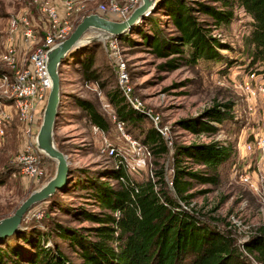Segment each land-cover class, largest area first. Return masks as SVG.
<instances>
[{"label": "rangeland", "instance_id": "obj_1", "mask_svg": "<svg viewBox=\"0 0 264 264\" xmlns=\"http://www.w3.org/2000/svg\"><path fill=\"white\" fill-rule=\"evenodd\" d=\"M29 1L0 0L1 70H5L2 66V56L7 48L10 19L18 14H27L39 19L38 11L29 4ZM185 1L193 7L200 2L219 9L223 8L221 3L215 0ZM98 3L100 0H95L89 5V9L95 10ZM155 12H157L156 8L137 25L139 27L136 31L141 30V34L134 29L126 34L128 41L122 39V54L133 96L143 104L144 108L140 111H145L144 114L150 118L143 122L142 129L145 131L157 129L165 137L169 152L155 156L150 147L139 140L140 138L133 137L139 135L142 138V133L134 130V134L131 135L128 127L125 126L126 136L148 147L151 153L150 156L141 155L135 151L136 149L118 127L120 134L117 132L115 124L118 122L114 120L115 117L117 119V108L111 101V96L119 90L121 91L119 96L125 97V95L117 76L115 63L101 42L85 44L75 50L76 56L77 53L85 52L94 54L95 69L101 76L98 82L84 79L78 57L73 55L75 51L69 54L64 65L60 67L62 89L59 117L55 128L56 146L58 149L62 148L63 153L69 157L73 174L77 170L99 173L113 170L112 161L101 154L102 146L107 140L120 143L128 151L132 149L135 151L129 152L131 156L129 165L133 168L130 175L132 178L138 183L148 180L157 182L159 179L156 177V172L163 170L170 190L172 188L170 181L175 174L173 158L175 147L213 141H221L225 145L233 146L232 159L221 166L216 174L206 171L205 167L187 158L180 162L179 165L188 171L210 173L216 175L218 179L216 185L194 183L188 194L195 196L188 205L183 203V207L198 212L223 231H233L251 264H256L259 261L255 256L245 252L244 248L250 238L264 228V154H261L258 146L260 138H264V73H261L264 67L252 65V49L247 45L253 29V21L240 8L234 9L231 23L222 26H216L213 19L196 13L199 21L207 24L206 27L212 31L213 37L226 44L228 49L222 50V54L232 63L200 61L193 64L188 61L190 55L188 47H185V54L181 59L179 55L161 58L145 43L144 35L151 36V32L156 31V26H151L149 19L157 23L159 29L168 36L176 35V29L166 13ZM171 59H175V63L179 65L176 69L165 68L166 63ZM253 73L256 74L254 78L251 77ZM93 83L98 85L95 87ZM78 100L92 103L109 121L110 130L104 131L94 125L87 112L78 105ZM124 103L127 104L128 101ZM216 105H228L234 117L233 120H227L220 125L217 134L196 135L184 129L181 124L183 120L200 118ZM149 114L159 117L158 127ZM15 128L13 127L14 131L18 133ZM19 143L21 145L23 143L21 138ZM249 145L252 150L249 149ZM20 149L21 147L11 153L0 151V178L5 180V183L0 185V220L11 216L31 193L40 189L30 181L24 180L20 173L15 172L16 177L12 175V170H17L12 161ZM45 170L47 183L55 176L57 163L48 158L45 162ZM73 174L69 176L71 189L68 193L58 192L56 204H50L47 200L34 206L25 217L26 223L37 221L35 224L40 226L38 228L46 231L43 229L46 224L42 222L46 219L45 215L49 214L55 222L74 229L82 230L97 226L81 221L69 211L61 209L102 212L88 193L74 187ZM171 195L174 196V193L171 192ZM91 236L93 238V235ZM53 239L62 248H68L63 240L55 236ZM51 243L49 242V245ZM66 252L73 262L82 264L73 249L68 248Z\"/></svg>", "mask_w": 264, "mask_h": 264}, {"label": "trees", "instance_id": "obj_2", "mask_svg": "<svg viewBox=\"0 0 264 264\" xmlns=\"http://www.w3.org/2000/svg\"><path fill=\"white\" fill-rule=\"evenodd\" d=\"M215 1L221 3L223 8L200 2L193 7L185 0H160L155 13H166L176 29V35L168 36L159 29L157 23L149 19L151 26H156V31H152L151 36L144 35L145 43L161 58L179 55L181 59L185 47H188V61L193 64L200 61L231 64L222 54V50L228 49L226 44L213 37L212 31L206 27L207 24L199 21L196 13L213 19L214 25L222 26L229 25L234 17V9L240 8L253 21V29L247 40V45L252 49V65L264 67V0ZM137 25L132 31H136ZM136 32L142 33L141 30ZM122 39L129 40L127 35ZM73 55L76 56V51ZM76 57L84 79L98 82L101 76L95 69L94 54L77 53ZM175 62V59H171L165 68L176 69L179 65ZM119 94L120 90L111 96L117 108V120L126 124L131 135L134 130H139L143 137H133L140 138L155 156L168 153L170 149L165 137L157 129H142L143 122L150 119L144 114L145 111L124 103L126 98ZM78 105L87 112L94 125L104 131L110 130L109 121L92 103L78 100ZM233 119L228 105H216L200 118L183 120L181 124L193 134L214 135L219 132L220 125ZM115 127L117 129V123ZM117 132L120 134L118 129ZM233 148L221 141L175 147V174L170 181L173 183L171 190L163 170L156 172L157 182L148 180L144 183H138L123 169L99 173L77 170L75 174L71 171L75 179L74 187L88 193L102 212L61 209L97 226L74 229L55 222L47 214L42 222L46 224L43 225L46 231H43L35 224L37 221L26 223L24 218L17 233L0 241V264H76L67 254L68 248L76 252L82 264H251L233 231H223L198 212L182 206V203L188 205L194 198V194H188L194 183L216 185L218 179L210 173L188 171L179 165L180 162L187 158L216 174L221 166L232 159ZM59 149L62 151V148ZM14 167L17 170H12V175L20 169L16 165ZM122 177L125 182H119L116 186L105 180H119ZM4 183L5 180L0 178V185ZM70 184L69 179V184L62 192L68 193ZM57 195L48 202L56 204ZM53 236L67 243L68 248H62ZM49 242H52L51 245ZM244 248L245 252L264 264V228L258 230Z\"/></svg>", "mask_w": 264, "mask_h": 264}, {"label": "built area", "instance_id": "obj_3", "mask_svg": "<svg viewBox=\"0 0 264 264\" xmlns=\"http://www.w3.org/2000/svg\"><path fill=\"white\" fill-rule=\"evenodd\" d=\"M94 1L30 0L29 4L38 11L39 19L27 14H18L10 19L7 48L2 56L5 70L0 69V136H5L7 128L14 122L19 124L23 143L12 163L20 168L18 173L24 180L38 188L46 184L47 176L44 166L47 156L38 149L37 137L52 88L47 68L49 51L66 41L86 16L97 14L112 21L124 22L142 0H100L96 9L90 10L89 5ZM86 38L104 44L116 64L117 76L128 104L136 110H143L142 102L134 98L129 85L122 54V38L98 30L88 32ZM255 76V73L251 75L252 78ZM93 84L95 87L98 85ZM149 115L158 127L159 117ZM114 120L135 151L144 156L151 155L148 147L126 136L125 123L118 121L116 117ZM121 145L107 140L102 146L101 154L112 161L113 170L123 169L130 176L133 168L129 165V152L135 151H128ZM258 146L261 154H264V138H260ZM249 149L252 150L251 145ZM13 176L16 177V173ZM108 182L116 186L119 182H125V179H109Z\"/></svg>", "mask_w": 264, "mask_h": 264}, {"label": "water", "instance_id": "obj_4", "mask_svg": "<svg viewBox=\"0 0 264 264\" xmlns=\"http://www.w3.org/2000/svg\"><path fill=\"white\" fill-rule=\"evenodd\" d=\"M158 1L142 0L140 5L124 22L112 21L97 14L86 16L66 41L49 51L47 68L52 81V88L37 137V147L47 158L57 163V171L49 182L31 193L11 216L0 220V241L13 236L20 230L25 216L34 206L46 202L56 193L62 192L69 184L71 172L69 157L59 150L55 143V128L59 117L62 89L60 67L64 65L66 58L73 51L85 44L97 42L95 39L86 38L88 32L98 30L121 39L155 10Z\"/></svg>", "mask_w": 264, "mask_h": 264}, {"label": "crops", "instance_id": "obj_5", "mask_svg": "<svg viewBox=\"0 0 264 264\" xmlns=\"http://www.w3.org/2000/svg\"><path fill=\"white\" fill-rule=\"evenodd\" d=\"M3 68H5L3 62H2ZM1 69V68H0ZM16 124V125H13ZM11 124L7 130L6 134L7 136H0V151L11 153L13 150H18L21 144L19 143V138H21V129L18 123ZM13 127H16L15 129L18 130V133H16L13 129ZM11 131V134H10ZM14 148V149H13Z\"/></svg>", "mask_w": 264, "mask_h": 264}]
</instances>
